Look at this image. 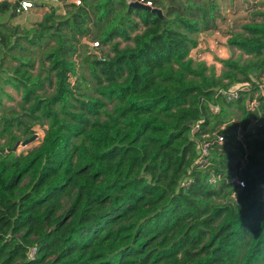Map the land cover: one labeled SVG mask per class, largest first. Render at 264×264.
I'll list each match as a JSON object with an SVG mask.
<instances>
[{
	"label": "trees",
	"instance_id": "16d2710c",
	"mask_svg": "<svg viewBox=\"0 0 264 264\" xmlns=\"http://www.w3.org/2000/svg\"><path fill=\"white\" fill-rule=\"evenodd\" d=\"M151 1L162 18L129 0H82L23 32L0 23V113L7 87L22 95L0 114V264H264V12L228 40L248 58L221 60L218 76L191 58L224 21L218 0ZM84 39L113 56L83 54ZM50 42L34 74L30 54ZM79 53L96 96L80 84ZM45 123L38 148L13 150ZM213 132L226 141L200 168Z\"/></svg>",
	"mask_w": 264,
	"mask_h": 264
},
{
	"label": "rangeland",
	"instance_id": "374dc122",
	"mask_svg": "<svg viewBox=\"0 0 264 264\" xmlns=\"http://www.w3.org/2000/svg\"><path fill=\"white\" fill-rule=\"evenodd\" d=\"M9 3V9L5 12L0 11V23H8L9 26L17 29L18 32H23L25 30H30L31 28L35 27L36 23L40 22L44 15L50 10V6H52L56 12L59 11V14L63 15V13L67 10L66 4H72L74 3V0H50V2L46 0H38L35 3L34 8L32 9V12L29 14L24 15H18L17 17H12L14 11H15V3L16 0H8ZM220 7L224 14H226V18L233 19L232 21H227L229 25H224L220 28V35H209L208 38H206L204 35L200 36V39L203 43L202 49L204 50L202 52L194 51L192 54V59L195 62H206L210 67H214L215 71L218 76H221L223 71L225 70L224 65L221 63V60L233 58V59H239L241 56L242 58L246 59L248 56L244 55L241 51L238 49L231 47L228 43V40L232 35L239 34L243 32V25L250 23L253 21L252 16H250L253 13V8L258 6V3H263L259 0H249L248 3L250 6L248 7V11L241 8L240 10L235 7V3L232 2V6L228 5L229 0H219ZM37 4H42V6H37ZM261 9H264L263 6H260ZM238 10V11H237ZM237 11V13H235ZM229 15V16H228ZM257 22H264V19H256ZM230 34V35H229ZM204 37V38H203ZM119 40V39H118ZM92 43L89 39H84L82 41L81 47L84 45H88L90 50H93ZM54 45L53 42H50L49 45H46L42 48L36 47L34 48V52L31 55V57L35 60V70H33L34 74H37L43 63H45V53L49 49L50 46ZM127 45H133L132 42H122L121 47L124 48ZM81 52L84 54L83 47L81 49ZM93 52H96V56L98 58L102 57H110L113 56V53L111 52L110 45L102 47L100 45L98 49H94ZM75 60L78 64L79 72L82 76L85 78L80 80V84L83 85L84 90H87L92 94V96H96L95 92V83L90 77L89 73V66L87 63L84 62V55L79 53L76 55ZM7 64L14 65L16 63H13L10 58H8ZM46 66L49 65V63H45ZM46 73L43 72V75ZM72 81L75 82L76 78H72ZM7 91L13 96V100L11 99H5V108L2 110L0 114H2L6 109L9 108H15L17 111L20 110L19 104L22 102L21 99V93L16 91L12 87H7ZM54 91V87H47L46 92L47 94H51ZM109 110L113 108V105H109ZM218 110V109H217ZM233 121L232 122H239L241 119V112L239 110L234 109V114L232 116ZM48 127L47 123H45L44 126L37 125L33 127V136H35V140L31 143H29L27 146L20 145L16 152L18 154L25 153L27 154L31 150H34L38 148L43 138L46 134V128ZM225 127V126H223ZM18 134H21L20 131H18ZM31 137H24L22 135L21 140L24 142L25 140L30 139ZM27 138V139H26ZM1 143H4L5 140H0ZM30 182V177H26L23 180L22 187L27 185Z\"/></svg>",
	"mask_w": 264,
	"mask_h": 264
},
{
	"label": "built area",
	"instance_id": "2783aa9c",
	"mask_svg": "<svg viewBox=\"0 0 264 264\" xmlns=\"http://www.w3.org/2000/svg\"><path fill=\"white\" fill-rule=\"evenodd\" d=\"M55 1V0H53ZM37 1L32 0H22L20 1L17 6L15 7V11L18 15H24L28 14L35 6V3ZM135 2H138L140 4H143L145 6L154 8L153 2L151 0H129V4H133ZM76 6L82 5V0H74V3ZM216 35H220V31L216 30ZM93 48H98L100 45L98 42L92 43ZM260 92L264 94V76L260 79ZM227 96L231 99H237L239 98V91L235 90L231 93H227ZM259 102L257 99H254L250 104L249 108L252 111H256L258 109ZM196 129L200 128V124L198 123L196 126ZM238 139L241 141L242 135L239 134ZM225 138L221 135V133L213 132L212 134L204 135V140L200 142L198 153L199 156L196 159V164L200 168H207L210 165V159L212 157V150L214 149V145L218 144L219 146L223 145L225 143ZM217 178L216 176L212 175L210 182L216 183ZM232 183L237 185L240 188H244L246 186L245 181H242L238 177H235L232 179ZM234 194L233 196H235Z\"/></svg>",
	"mask_w": 264,
	"mask_h": 264
},
{
	"label": "crops",
	"instance_id": "0c3cea01",
	"mask_svg": "<svg viewBox=\"0 0 264 264\" xmlns=\"http://www.w3.org/2000/svg\"><path fill=\"white\" fill-rule=\"evenodd\" d=\"M46 1H48V2H50V0H46ZM248 1L249 0H229V2H228V5L229 6H232V2L233 3H235L236 2V4H235V7L237 8V9H241V8H243L244 10H247L248 11V7L250 6V4L248 3ZM251 1V0H250ZM259 1H262L263 3H258V6L257 7H254L253 9V13L250 15V16H252V18H253V15L255 14V12H258V11H261V12H264V9H261V7L260 6H263L264 7V0H259ZM218 2H219V0H218ZM219 5H220V2H219ZM50 7H52V6H50ZM53 8V7H52ZM221 8V7H220ZM50 11V10H49ZM48 11V12H49ZM238 11V10H237ZM237 11H235V13H237ZM32 12V10L29 12V13H31ZM47 12V13H48ZM66 12H67V10L63 13V15H65L66 14ZM221 12H222V15H223V17H224V21L221 23V26L219 27V29L218 30H220V28L221 27H223L224 25H226V23H227V21H232L233 19L231 18V19H227L226 17V14H224L223 13V11H222V9H221ZM28 13V14H29ZM57 14H59V11L57 12ZM59 15H61V14H59ZM229 16V15H228ZM257 19H260V18H257ZM262 19H264V18H262ZM262 19H260V20H262ZM227 25H229L228 23H227ZM202 35H204L206 38H208L209 37V35H215L216 36V31H211V32H205V33H202V34H199L198 36H197V38L199 39V46L196 48V49H194L193 51H192V53H191V58H192V54L194 53V51H199V52H202V51H204V50H201L202 49V46H203V43H202V41H201V39H200V36H202ZM204 38V37H203ZM208 65V64H207ZM209 66V65H208Z\"/></svg>",
	"mask_w": 264,
	"mask_h": 264
},
{
	"label": "water",
	"instance_id": "95a60500",
	"mask_svg": "<svg viewBox=\"0 0 264 264\" xmlns=\"http://www.w3.org/2000/svg\"><path fill=\"white\" fill-rule=\"evenodd\" d=\"M130 7L135 8V9L150 11V12H153L154 14L158 15L160 18L163 17V13H162L163 11L161 9H158V8H151V7L145 6L143 4H140L138 2L130 4ZM34 140H35V136L31 137L28 140H25L24 142L18 141L16 143V145L14 146L13 150L16 151L20 145L27 146L29 143L33 142Z\"/></svg>",
	"mask_w": 264,
	"mask_h": 264
}]
</instances>
